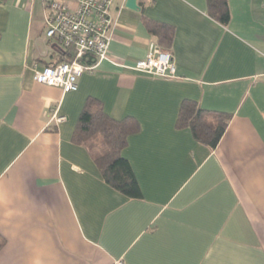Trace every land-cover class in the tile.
Instances as JSON below:
<instances>
[{
    "label": "crops",
    "instance_id": "obj_1",
    "mask_svg": "<svg viewBox=\"0 0 264 264\" xmlns=\"http://www.w3.org/2000/svg\"><path fill=\"white\" fill-rule=\"evenodd\" d=\"M52 1L77 7L0 0V264H264V0H228V26L206 0H114L108 57L73 93L35 79L63 56ZM145 17L174 27L175 80L132 69L156 43ZM88 99L139 122L122 155L141 199L74 142ZM189 99L233 117L214 150L177 128Z\"/></svg>",
    "mask_w": 264,
    "mask_h": 264
},
{
    "label": "trees",
    "instance_id": "obj_2",
    "mask_svg": "<svg viewBox=\"0 0 264 264\" xmlns=\"http://www.w3.org/2000/svg\"><path fill=\"white\" fill-rule=\"evenodd\" d=\"M208 14L219 24L228 26L232 14L228 0H206ZM146 27L156 40L160 49H171L174 27L145 17ZM59 46V45H58ZM61 61H72L74 52L61 46ZM96 57L83 59V64L92 65ZM52 65V64H51ZM177 128L192 131L194 139L214 150L221 142L232 120V115L217 111H208L196 101L186 100L181 104ZM74 133V142L88 148L95 158L103 180L116 191L130 199H141L142 190L135 172L126 157L122 155L128 146V140L140 130L139 122L134 118L114 120L103 111L99 102L88 99Z\"/></svg>",
    "mask_w": 264,
    "mask_h": 264
},
{
    "label": "built area",
    "instance_id": "obj_3",
    "mask_svg": "<svg viewBox=\"0 0 264 264\" xmlns=\"http://www.w3.org/2000/svg\"><path fill=\"white\" fill-rule=\"evenodd\" d=\"M76 9H69L60 1L47 3L46 37L63 49H72V61H61L38 70L37 83L55 87L64 93L77 92L79 82L85 73H92L96 64L108 57V50L114 33L115 20L112 17L114 0H76ZM96 57L92 65L83 64V59ZM138 73L155 75L163 80H175L177 67L173 53L152 44L147 58L132 68ZM63 122L65 117L56 118Z\"/></svg>",
    "mask_w": 264,
    "mask_h": 264
},
{
    "label": "water",
    "instance_id": "obj_4",
    "mask_svg": "<svg viewBox=\"0 0 264 264\" xmlns=\"http://www.w3.org/2000/svg\"><path fill=\"white\" fill-rule=\"evenodd\" d=\"M126 6L132 10L139 9V6H137V0H127Z\"/></svg>",
    "mask_w": 264,
    "mask_h": 264
}]
</instances>
